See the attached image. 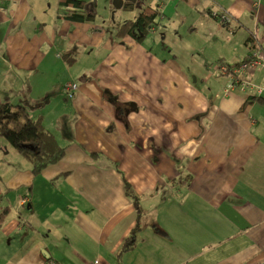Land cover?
<instances>
[{"label":"crops","instance_id":"1","mask_svg":"<svg viewBox=\"0 0 264 264\" xmlns=\"http://www.w3.org/2000/svg\"><path fill=\"white\" fill-rule=\"evenodd\" d=\"M66 1L0 0V48L6 52L0 55V98L28 111L60 91V80L43 81L42 75L48 68L59 77L60 64L65 69L70 49L60 33L70 25L79 28L71 43L78 52L109 36L143 46L140 52L152 41L166 42L156 50L176 46L201 54L204 65L192 70L200 82L195 76L192 83L154 90L158 101L130 112L142 108L150 118L134 116L126 128V118L114 117L122 112L114 110L120 93H112L115 100L99 91L92 98L71 82L77 142L37 174L2 143L0 264H264V102H245L248 96L264 101V0H123L119 9L140 3L128 20L149 8L161 13L139 39L116 37L115 25L127 18L113 20L119 10L113 0H81L82 8ZM80 10L92 17L64 18ZM176 14L185 29L173 23ZM159 19L166 25L158 26ZM151 31L158 32L157 43ZM251 31L260 64L244 72L247 86L218 96L224 80L212 65L245 59ZM44 44L66 48L47 63ZM157 109L168 114L155 115ZM85 127L94 134L87 141L79 137ZM130 235V248L120 252Z\"/></svg>","mask_w":264,"mask_h":264},{"label":"rangeland","instance_id":"2","mask_svg":"<svg viewBox=\"0 0 264 264\" xmlns=\"http://www.w3.org/2000/svg\"><path fill=\"white\" fill-rule=\"evenodd\" d=\"M141 1L143 2L144 0ZM139 7L140 3L138 2L133 10L118 8L119 10L113 15V20H119L122 16V18L132 19L137 15ZM173 20V23L185 29L186 25H184V18L182 16L176 14ZM165 25L166 20L159 19L158 26L163 27ZM78 31L79 28L76 25H70L64 33H60V42H64L62 40L64 36L65 42H68L66 46L70 49L71 54H69L68 61L65 62V69H63L60 64L59 77L54 72L50 73L48 68L44 69L46 74H40L43 77V81H52L51 83H53L60 80V91L54 96H47L49 102L41 105L39 108L32 105V107L37 110H31L32 107L28 109L29 115L33 118L39 116V114L43 115L42 125L54 135L58 145L64 147L65 150L69 145L77 142L74 137L77 115L74 113V98L70 99L67 96L68 89L64 88L67 83L72 82L85 92L89 90V95L92 98L97 96L98 91L104 94L116 92L117 94H121L120 103L123 101H133L135 104L148 107L149 103L158 101L159 99L154 90H159L162 87L169 90L181 81H184L186 84L188 81L192 83L196 76V74L192 72L193 66L199 67V63L204 65L203 56L201 54L198 56V53H193L190 56L182 47L171 46L169 49L167 48L166 51L156 50L166 43L164 41V43L161 42L158 46H153L151 43L152 41H150V44L144 49L145 51L140 52L143 46L142 48H137L136 45L129 43L126 39L115 40L113 37L106 36L101 40L102 42L98 43L97 47L84 46L81 47L78 52L76 48L72 47L74 44L73 38L77 37ZM251 32L252 35H254L255 31ZM149 38L150 40H154L153 43H157L156 41L159 38L158 32L153 33L151 31ZM202 39L203 38L198 37L196 38V42H203ZM110 40L112 45L109 44ZM231 40L238 42V37L231 38ZM116 46L120 48H116ZM63 48L66 47L60 46L59 49L44 44L42 48L45 56L44 62H50L54 54L58 53ZM246 51L249 53L246 57H251V53L247 49H244V54H246ZM260 53L261 52H258V56H260ZM0 55L2 57L6 56V52L1 48ZM60 61L63 62L61 58ZM218 62L220 63V61ZM221 63L229 67L236 65L224 62ZM215 64L217 63L212 65V73ZM206 71L208 72L209 68H206ZM213 75L217 76L214 73ZM82 76H86L87 79L84 80ZM30 77L34 80L37 76L34 75ZM196 77L199 83L200 77ZM217 77L223 78L224 81L219 91L215 94L218 96H226L232 89L226 94H223V89L230 80L228 77ZM234 78H232V80ZM34 95H39V93L34 90ZM96 100L100 104L102 103L99 98ZM142 111L141 108L139 112L128 114L125 117L126 122L125 124L123 123V126L125 128L127 126L132 127L133 122L131 119L134 116L139 117L140 114L142 116H149V111ZM159 113L161 115L168 114L159 109L154 112L155 115ZM146 128H149V126ZM85 129L86 127L81 132L82 136H77L87 141L89 139L88 137H92L94 134L92 131H85ZM1 141L9 146L12 150L11 152H16L20 158L26 161V159L10 144L4 140ZM78 145L80 146V144Z\"/></svg>","mask_w":264,"mask_h":264},{"label":"trees","instance_id":"3","mask_svg":"<svg viewBox=\"0 0 264 264\" xmlns=\"http://www.w3.org/2000/svg\"><path fill=\"white\" fill-rule=\"evenodd\" d=\"M67 3L81 8L84 6V1L81 0H68L64 4ZM80 11L81 12L79 14L77 13L74 15H64V18L84 21L89 20L92 17L91 14L82 12V10ZM160 14L161 13L157 8H149L145 14H140L137 19H127L120 25H115V32L117 34L116 37L122 38L125 36H130L134 39H139L144 35V33L149 30V28L154 27L153 25L156 23V21L153 22L152 19L155 17H159ZM212 15L216 19H224L222 15L219 16V14L217 13H213ZM137 28H141V34L136 35L135 29ZM255 37V33L254 35H251L249 37L250 45L248 46L247 50L251 49L257 51V47H255L254 44ZM67 54H71V52H68ZM249 60L250 57H246V59L233 64L238 65L241 62ZM64 88L68 89L67 96L70 99L74 97L77 86L74 90L72 87V83L70 82L67 83ZM254 100L260 101V103L264 102L262 98L255 96H248V100H245V102L252 103L254 102ZM29 108L30 107H28V109ZM41 122L42 116L40 114L39 116L33 118L29 115L27 109L24 106L19 104L15 105L9 102L7 99L0 98V145L2 144L1 140H4L8 144H10L29 162L34 174L39 173L46 166L56 163L65 156V148L58 145V142L55 139L54 135L49 130H47ZM123 181L126 194L131 199H134V202L136 203L137 198L131 188L130 183L125 180L124 177ZM5 215L6 211L0 213V226L4 220ZM138 227L139 224L137 222L134 229L132 230V234L139 229ZM131 238H133L132 235H130V237L125 240L120 249V252H123L130 248V245L127 243Z\"/></svg>","mask_w":264,"mask_h":264},{"label":"built area","instance_id":"4","mask_svg":"<svg viewBox=\"0 0 264 264\" xmlns=\"http://www.w3.org/2000/svg\"><path fill=\"white\" fill-rule=\"evenodd\" d=\"M249 50V49H248ZM251 53V57L249 61H244L235 65L233 67H229L223 63H217L213 66V73L217 76L228 77L230 82L223 89V94H226L230 89H233L236 85H239L241 89H243L249 82L243 78V74L247 68H255L260 64L258 52L255 50H249ZM235 77V78H234ZM232 78H234L232 80ZM93 264H98V260H95Z\"/></svg>","mask_w":264,"mask_h":264},{"label":"water","instance_id":"5","mask_svg":"<svg viewBox=\"0 0 264 264\" xmlns=\"http://www.w3.org/2000/svg\"><path fill=\"white\" fill-rule=\"evenodd\" d=\"M123 0H113V6L115 9L120 8L122 5ZM109 95H112L108 92ZM120 108L122 110V115H117L116 112H114V117L118 121H123V118H125L130 112L137 111L138 108L134 102H122L119 107H115V109Z\"/></svg>","mask_w":264,"mask_h":264},{"label":"flooded vegetation","instance_id":"6","mask_svg":"<svg viewBox=\"0 0 264 264\" xmlns=\"http://www.w3.org/2000/svg\"><path fill=\"white\" fill-rule=\"evenodd\" d=\"M113 99L115 100L116 99V96L112 95ZM121 104H118L116 105L115 107H119ZM116 110H121L120 108H117ZM119 115L121 116L122 115V112L120 111L119 112ZM123 120H125V118H123Z\"/></svg>","mask_w":264,"mask_h":264},{"label":"bare ground","instance_id":"7","mask_svg":"<svg viewBox=\"0 0 264 264\" xmlns=\"http://www.w3.org/2000/svg\"><path fill=\"white\" fill-rule=\"evenodd\" d=\"M47 167V166H46Z\"/></svg>","mask_w":264,"mask_h":264}]
</instances>
